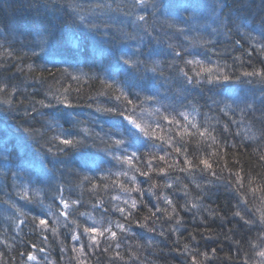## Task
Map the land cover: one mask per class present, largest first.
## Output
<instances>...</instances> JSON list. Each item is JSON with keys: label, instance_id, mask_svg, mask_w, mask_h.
<instances>
[{"label": "trees", "instance_id": "1", "mask_svg": "<svg viewBox=\"0 0 264 264\" xmlns=\"http://www.w3.org/2000/svg\"><path fill=\"white\" fill-rule=\"evenodd\" d=\"M79 2L89 5L95 0ZM84 12L87 14V9ZM137 15H144L146 23L135 22ZM69 17L67 3L0 0V85L8 86L0 99L12 100L11 105L0 104V264H32L28 256L41 246L54 257L52 264H191L188 254H181L185 243L189 250L201 252L216 248V256L208 264H244L245 259L256 264L250 241L260 243L258 230H250L232 215L239 196L229 186L224 160L211 158L216 176L202 165L180 171L187 168L182 164L184 153L177 154L174 149H186L194 163L213 151L222 156L224 149L212 144L211 136H215L229 146L236 145L227 149L230 167H236L231 164L235 158L245 170L264 171L254 151H264V140L245 139L253 133L259 137L264 131V84L249 82L242 75L253 66L261 67L262 58L255 52L249 58L247 53L253 50V43L261 42L258 33L264 20V0H148L146 8H137L135 0H115L105 17L109 22L96 31L73 24ZM50 26L54 28L50 45L33 55L37 32ZM174 50L181 56H175ZM123 52L142 62L139 71L129 75L120 59ZM190 59L200 60L231 79L221 77L219 83H208L201 67L185 64ZM29 65L37 71L30 73ZM180 69L193 77L192 83ZM197 72L202 73L198 78ZM12 89L15 96L9 95ZM121 89L132 104L123 97L115 99ZM62 94L68 96L72 107L65 108L55 100L50 107L38 103H48L46 96L63 98ZM113 106L127 109V114L150 129L161 126L163 131L156 130L164 140H143L138 146L140 159L133 164L149 171L146 164L151 160L154 168H165L164 174L152 171L146 178L113 158V152L124 154L113 145L122 131L117 127L122 117L102 110ZM165 116L174 123L169 124ZM225 123L230 127L228 133L223 132ZM192 124L207 129L210 135L201 137ZM84 128L89 130L86 136L81 132ZM55 137L83 138L84 144L57 151L65 146ZM133 150L137 149H128V154ZM165 154L173 167L159 160ZM133 176L135 184L130 179ZM153 183L156 188L149 192ZM169 184L172 187L166 186ZM136 187L141 191L133 190ZM25 190L27 198L22 199ZM164 196L174 201L179 224L162 212L156 216L149 213V208L155 211L156 206L171 212ZM61 197L69 204L67 209ZM133 200L136 209L131 208ZM120 208L125 209L123 214ZM63 210L67 213L64 227L55 220ZM145 216L151 218L146 221ZM40 219H45L47 226L41 225ZM118 224L124 225L125 231L121 232ZM93 227L97 233L111 228L117 233L116 240L104 232L96 236L99 247L91 246L93 234L87 233L86 241L83 237L84 229ZM173 227L176 233L171 231ZM71 232L78 233L80 239L72 240ZM209 235L213 238L207 239ZM226 235L240 241L239 249ZM81 246L85 253L80 252ZM117 252L123 259L116 258ZM61 255L65 256L61 259ZM42 261L36 264H49Z\"/></svg>", "mask_w": 264, "mask_h": 264}, {"label": "snow or ice", "instance_id": "2", "mask_svg": "<svg viewBox=\"0 0 264 264\" xmlns=\"http://www.w3.org/2000/svg\"><path fill=\"white\" fill-rule=\"evenodd\" d=\"M50 3L53 5H59L63 6L65 3H67V7L70 10V20L73 24L82 25L84 27H87L89 31H96L100 28L101 24H107L109 21L105 19L106 16L113 10V4L115 3V0H95L94 4L84 5L79 2V0H50ZM135 6L137 8H146L148 6V0H135ZM119 6L117 5V10ZM87 9V14H85L84 10ZM135 22H145L146 23V17L144 15H137ZM181 33L184 32L183 29H179ZM54 34V28L49 27L46 29H42L37 32V38L38 43L36 46L32 49L33 55L36 54L37 49H43L45 45H50L51 38ZM250 35V33H249ZM258 35L261 37V42L257 45L255 43L252 44V51H249L247 55L249 58L253 55V52L258 54L262 59L260 60L261 67L257 68L255 66L252 67L251 71H244L242 72V75L244 77L249 78V82L258 81L261 84H264V20L261 22V31L258 33ZM252 40H255V37H251ZM239 43V41H237ZM169 47H173V45H169ZM9 57L13 55L12 52H9L7 54ZM174 55L177 57L181 56L180 51L174 50ZM120 59L122 60L123 64L127 66V71L129 75H132L134 72L139 71L141 61H133L127 54V52H123L120 56ZM236 59H240V57H237ZM251 61L249 60V63ZM185 64L187 65H197L203 69V73L205 75V79L208 83H219L221 80V77L224 81H228L231 79V77L226 73H217L214 71L213 68L207 67L203 64L202 61L196 60V59H190L185 60ZM0 67H3V64H0ZM157 69L153 67L151 71L155 72ZM28 71L34 72L37 71V69H34L31 65L28 66ZM181 75L185 78V80L188 83L193 82V77L189 75L187 71L184 69H180ZM196 77L202 75V73L197 72ZM72 79L78 80L79 77L73 76ZM101 84H105L107 87L111 88L112 85L108 84L106 80H101ZM198 82V81H197ZM7 84L0 85V93H3L7 89ZM67 89L64 90V93H67ZM10 96L16 95V90L12 89L9 93ZM63 98L61 96L52 95L51 97L46 96V100H48V103L45 102V100L38 101L39 104L43 107H50L51 106V100H55L58 104H62L65 108L72 107V102L69 100L68 96L66 94H62ZM123 97V99L126 101L127 104H132L133 101L127 93H125L122 89L120 90V94L115 97L117 101H120V99ZM0 104H12V100L10 98L0 99ZM253 111H255L254 105L249 106ZM34 110V108H33ZM100 111L101 109H97ZM104 112L108 113H114L118 117H122V121H119L117 123V127L121 128L122 131L119 133V137L113 140L114 148L117 150H123V156H117L115 152H113V158L116 160H122L123 163L129 165L132 168H135L137 172H140L141 175L145 176L146 178H150V173L152 171H155L158 175L165 173L164 167L154 168L153 163L151 160L147 161L146 167L149 171H144L138 167H136L135 164H133V160H139L140 157L138 155V146L141 145L143 140L147 139H161L164 140V137L160 135L159 132H157L156 129H163L159 124L155 126V128H149L148 126H144L141 123H138L136 119L133 118L132 115L127 114V109H121L119 107L113 106V107H105L102 109ZM243 111V110H242ZM225 115H228V111L225 110ZM262 117H264V112H262ZM187 119V117H185ZM164 119L169 123L172 124L174 121L172 119H169V117L165 116ZM124 121L127 123L125 124ZM193 128L197 129L198 134L201 137L209 136L210 133L207 129L201 130L196 124H192ZM88 129L84 128L81 130L82 134L86 136L88 134ZM230 131V127L227 123L223 126V132L228 133ZM25 133L27 135H32L31 131L28 129H25ZM190 134V133H189ZM71 135V134H70ZM236 135H239V133H236ZM54 139H59L60 144L64 145V149H57V151H64L67 148H78L79 146H82L84 144L83 138L81 139H75L73 138H60L55 137ZM245 139H251V140H264V131L261 132V135L257 137L254 133L251 137H245ZM212 144L219 145L224 149V154L221 156L218 151H213L208 158H200L198 160V163H194L193 160L189 159L186 154V149H183L181 147H175V152L177 154H181L182 151L184 153V159L182 161L183 165H186L187 168L181 167L180 171H192L196 168H198L200 165L203 166V169L209 170L210 174L213 176H216L217 173L213 170V163L211 162L212 157H219V159L224 160V170L229 172V186L232 187L235 191V193L239 196V200L237 205L235 206V210L233 211L232 215L234 218H238V222H242L244 226H247L250 230L255 228L258 230V240L261 242H264V171H256L253 172L251 169L245 170L244 165L240 162L239 159L233 158L231 161L232 165H235L236 167H230L229 161L227 159L228 152L227 149L229 147L236 148L235 144H232L231 146L227 145L226 142H222L217 140L215 136H211ZM169 147H173V145L168 142ZM241 147H245V145H241ZM130 148H136L137 150L131 151L130 154H128V149ZM256 152V159L259 163V165L264 168V151H260L259 149L254 150ZM48 152H52V148H48ZM167 154L159 156V160L164 162L165 164H168V161L166 159ZM218 162V161H217ZM177 164H180L181 161H177ZM168 167H173L172 164H168ZM124 175H127L124 173ZM87 179V177H86ZM132 182L135 184L136 178L133 176L130 178ZM167 187H172V185H166ZM199 187V186H197ZM156 188V184L153 183L149 189V192L152 191V189ZM135 191H141L139 187H136L133 189ZM143 195V193L141 192ZM21 198L25 199L27 198V191L23 192L21 194ZM251 198V200L249 199ZM158 199H161V197H158ZM164 202L171 207V212L168 211V209H163L159 206L155 207V211H153L151 208H149V213L151 216H156L157 213H163L169 221H174L175 224L180 223L179 213L177 211V207L174 204V201L169 199L167 196L162 197ZM258 202V203H257ZM61 203L64 205V208L67 209L69 207V204L63 200L61 197ZM127 203V201H125ZM251 204V206H249ZM243 205V207H241ZM192 207H198L197 204H192ZM131 208L136 209L137 208V202L133 200L131 202ZM187 208V206H185ZM122 214L125 212L124 208L118 209ZM251 213V216L249 215ZM62 215H67L66 212H62ZM175 214V215H174ZM258 214V215H257ZM128 215H131V212L128 213ZM151 216H145L144 219L147 221L151 218ZM252 217H255L253 219ZM127 218V217H126ZM33 219H36V217H33ZM159 219V217H157ZM40 224L47 226V221L45 219H40ZM145 227L147 225H144ZM117 227L120 229L121 232L125 231L124 225L118 224ZM152 231H155V229H151ZM173 233L177 232V229L173 227L171 229ZM207 231V229L205 230ZM232 230L230 229L229 232ZM104 232H107L110 234V237L113 240H116L117 233L113 231L111 228L105 229L103 232L97 233V230L93 228H85L84 233H92L93 235L90 237L91 239V246L93 247H99L98 241L96 239V236H103ZM161 235H164L163 232L160 233ZM207 239H212L213 237L211 235L206 237ZM227 239L232 240L234 244L237 245V248L239 249L240 241L239 240H233L231 235H226ZM73 240H79L80 236L73 235ZM193 240L196 239L195 236L192 237ZM177 242H179V236L177 237ZM251 248L254 249V255L259 257V261L256 262V264H264V243L256 244L251 243ZM111 247V245H109ZM115 247L118 249L120 247L119 243L117 242ZM75 250V249H74ZM179 251V249H177ZM183 252L181 254H188L191 264H208V262L213 259L216 256L217 249L212 248L210 251H199L198 249H192L189 250V245L185 243L183 245ZM104 251H108V247L104 248ZM81 253H85V247L81 246L80 248ZM195 252V255L192 253ZM23 255V253H22ZM203 257V259H200ZM116 258L123 259V257L120 256V253H116ZM138 259V256L136 257ZM231 257H229L230 259ZM35 257L32 255L28 256V260H34ZM244 264H249V260L245 259Z\"/></svg>", "mask_w": 264, "mask_h": 264}, {"label": "rangeland", "instance_id": "3", "mask_svg": "<svg viewBox=\"0 0 264 264\" xmlns=\"http://www.w3.org/2000/svg\"><path fill=\"white\" fill-rule=\"evenodd\" d=\"M62 212H65V211L63 210ZM63 218H64V215H62V214L61 215H58L57 214V217H56L55 220H57V222H59L60 224H62L63 227H64L65 220H63ZM73 235H78L79 236L78 233L71 232V234H69V236L71 237V239H72V236ZM89 236H90L89 234L87 235L86 233H84V237L83 236L82 237L86 241L87 239H89ZM261 243H264V242H261L260 241L259 244H261ZM31 255L35 257V259L32 260L33 261L32 264H36V263H40V262L42 263L43 262L42 260H44L45 262L48 261L49 264H52L53 258H54V257H52L50 255V253L48 252V250L46 248L42 247V246L41 247H38L37 250H35L34 252L31 253ZM63 256H65V255H63ZM63 256L61 255L59 258L62 259ZM259 259H260L259 257H256V262L259 261Z\"/></svg>", "mask_w": 264, "mask_h": 264}]
</instances>
